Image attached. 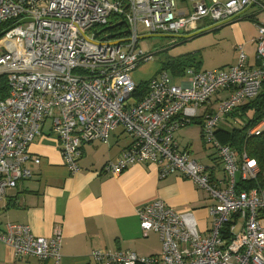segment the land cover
Instances as JSON below:
<instances>
[{"label": "built area", "instance_id": "1", "mask_svg": "<svg viewBox=\"0 0 264 264\" xmlns=\"http://www.w3.org/2000/svg\"><path fill=\"white\" fill-rule=\"evenodd\" d=\"M252 5L264 11L261 0H190L183 8L178 0H0V33L5 31L0 37V201L33 176L29 162L41 163L30 146L45 134L48 120V131L58 137L64 164L73 174L81 169L84 143L108 142L113 131L123 127L132 141L103 170L120 174L133 164L151 161L159 164L163 177L178 173L192 180L215 200L209 206L211 225L202 231L195 210L155 200L137 213L144 234H160V253L140 256L132 250L95 249L90 254L94 260L264 264V187L237 188L241 179L257 176L259 163L215 135L227 115L262 91L264 18L258 20V34L252 39L255 65H250L244 44H238L236 64L189 67L181 76L159 71L147 80L146 95L133 99L139 85L134 71L154 58L140 46V24L149 35H184L199 29L203 19L215 22L213 26L233 22ZM114 18L122 20L128 32L113 38L118 44L98 34ZM226 90L229 95L222 98ZM195 120L202 124L206 143L218 151L222 177L213 178L208 166L176 140V132ZM263 130L264 119L249 133L260 135ZM62 242L59 231L40 236L29 225L12 222L0 229V243L12 246L18 258L59 263Z\"/></svg>", "mask_w": 264, "mask_h": 264}, {"label": "crops", "instance_id": "2", "mask_svg": "<svg viewBox=\"0 0 264 264\" xmlns=\"http://www.w3.org/2000/svg\"><path fill=\"white\" fill-rule=\"evenodd\" d=\"M178 1L181 8L185 2L190 3V0ZM263 18L264 11L252 5L239 19L211 26L205 33L215 31L223 39L229 36L237 52L238 44H244L245 49L256 47L252 39L258 34V20ZM250 58V65H255L256 54ZM237 60L238 56L234 57L232 65ZM135 78L143 82L138 71ZM220 95L224 98L229 91ZM193 123L201 124L200 120ZM177 140L180 148L190 153L189 143L182 147L178 137ZM131 141L124 128L118 127L108 142L84 143L78 159L81 169L73 174L64 164L58 137L49 132L37 137L30 151L33 156L41 157V163L29 162L33 176L0 201V229L12 222L29 225L40 236H52L59 231L63 235L62 258L59 263L30 256L18 258L12 246L0 243V264H105L90 256L95 249L132 250L140 256L160 253V234L154 231L144 234L137 213L138 208L155 200H163L178 210H195L199 228L206 231L211 225L209 206L215 200L192 180L178 173L163 177L159 164L151 161L133 164L120 174L103 170L108 161L121 156ZM205 151L202 158L207 162H201L192 151L190 154L208 166L214 177L224 176L216 150ZM262 184L264 187V171Z\"/></svg>", "mask_w": 264, "mask_h": 264}, {"label": "rangeland", "instance_id": "3", "mask_svg": "<svg viewBox=\"0 0 264 264\" xmlns=\"http://www.w3.org/2000/svg\"><path fill=\"white\" fill-rule=\"evenodd\" d=\"M216 24L210 19H203L200 21L199 29L195 30L192 33L184 34L191 35L198 31L204 30L210 26ZM140 36H145L140 39V46L148 52H154V58L150 61L143 62L133 73V78H135V73L138 71L142 73V81H147L152 78L155 74L160 71V67L163 61H167L170 57H175L184 54H193L194 59L190 62L194 67H198L201 70L205 69H216V68H228L232 65V60L234 57L237 58L238 51H234V46L231 38L229 36L226 39H223L222 35L216 33L215 31L208 32L205 34L197 35L192 38H187L183 36V33H178L174 36H165V35H149L144 24H140ZM94 30H90L89 34H93ZM219 32V31H218ZM181 35V36H179ZM224 35V33H223ZM249 47V46H248ZM247 47V48H248ZM245 51L249 56H252V59L256 54V47L253 45L250 46ZM200 61V62H199ZM141 81V80H140ZM176 83H180L179 80H175ZM140 83V82H138ZM237 118L245 119V117L233 115H227L224 120H222L217 127V131L220 129L232 130L236 127H239ZM51 120H48L45 133L48 131V126L50 125ZM179 138V141L183 145L189 143L190 153L191 151L195 153V156L200 159L202 162H207L204 160L203 154H205V149H214L218 153L217 149L204 141L201 133V124L191 123L182 129L176 134ZM178 141V140H177ZM207 147V148H206ZM217 159L219 157H216ZM220 162V159H219ZM221 175L222 172H221Z\"/></svg>", "mask_w": 264, "mask_h": 264}, {"label": "trees", "instance_id": "4", "mask_svg": "<svg viewBox=\"0 0 264 264\" xmlns=\"http://www.w3.org/2000/svg\"><path fill=\"white\" fill-rule=\"evenodd\" d=\"M110 26H113L110 27ZM100 32V33H99ZM100 38H104L109 34H116V37H126L128 32L122 20L114 18L112 24L106 26L102 31L98 30ZM154 56V52H151ZM194 59L193 54H184L175 57H170L167 61H163L160 71L167 70L174 76H181L185 73L187 68L194 67L190 62ZM200 62V61H199ZM199 69L198 67H194ZM147 82H140L135 92L133 99L136 101L141 100L147 92ZM249 111L253 113L250 115ZM241 117L247 116L244 119V124L232 130L220 129L216 131L215 135L222 144L231 145L239 155L246 152L249 156L257 159L259 163V172L256 177L248 180H240L238 182V189H251L254 187H263V171H264V130L260 135L250 134V130L257 126L264 119V84L260 94L245 104L239 106L231 115ZM230 115V114H229ZM196 121V120H195ZM194 121V122H195ZM214 178V176L212 175Z\"/></svg>", "mask_w": 264, "mask_h": 264}, {"label": "water", "instance_id": "5", "mask_svg": "<svg viewBox=\"0 0 264 264\" xmlns=\"http://www.w3.org/2000/svg\"><path fill=\"white\" fill-rule=\"evenodd\" d=\"M26 20H24V21H22V22H25ZM123 23V22H122ZM224 24H226V23H224ZM224 24H221V25H224ZM110 27H112L113 28V26H110ZM207 31H209V29H204V30H201V31H198V32H196V33H194V34H191V35H183V36H185V37H187V38H192V37H195V36H199V35H201V34H204L205 32H207ZM5 33V31H2L1 33H0V37L3 35ZM165 36H174V35H171V34H164ZM147 36H150V35H147ZM179 36H181V35H179ZM116 37V34H109V35H107V36H105L104 38L105 39H111V43H115V44H118L119 42H120V40H114L113 38H115ZM143 37H145V36H141V38H143Z\"/></svg>", "mask_w": 264, "mask_h": 264}, {"label": "flooded vegetation", "instance_id": "6", "mask_svg": "<svg viewBox=\"0 0 264 264\" xmlns=\"http://www.w3.org/2000/svg\"><path fill=\"white\" fill-rule=\"evenodd\" d=\"M104 28V27H103ZM103 28H100V31H102Z\"/></svg>", "mask_w": 264, "mask_h": 264}]
</instances>
